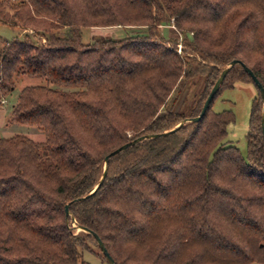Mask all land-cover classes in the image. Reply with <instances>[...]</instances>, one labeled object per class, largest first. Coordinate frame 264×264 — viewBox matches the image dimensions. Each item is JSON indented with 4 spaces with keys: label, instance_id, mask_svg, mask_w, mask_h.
<instances>
[{
    "label": "trees",
    "instance_id": "trees-1",
    "mask_svg": "<svg viewBox=\"0 0 264 264\" xmlns=\"http://www.w3.org/2000/svg\"><path fill=\"white\" fill-rule=\"evenodd\" d=\"M0 25L21 32L0 41V104L19 76L47 82L23 88L5 124L44 141L0 136V264H84L95 251L107 262L79 227L114 264H264L263 101L243 67L172 132L232 61L264 89V0H0ZM95 28L138 32L85 44ZM236 84L256 93L245 156L225 142L234 115L212 111ZM148 135L109 159L90 195L105 157Z\"/></svg>",
    "mask_w": 264,
    "mask_h": 264
},
{
    "label": "rangeland",
    "instance_id": "rangeland-1",
    "mask_svg": "<svg viewBox=\"0 0 264 264\" xmlns=\"http://www.w3.org/2000/svg\"><path fill=\"white\" fill-rule=\"evenodd\" d=\"M137 30H128L122 28H95L90 30H82V41L86 44L92 41L95 37H106L120 39L127 35L136 34ZM160 32L165 38H175L176 32L171 27H160ZM19 30L10 29L7 26L0 25V41H11L20 38ZM47 82L38 77L19 76L16 79V87L14 91L7 96L0 104V136L2 138H10L14 136H24L34 140L35 142H43L44 136L38 128L13 124L5 126L7 117L12 109L13 104L23 88L33 86H45ZM50 88L70 92L75 91V88L60 87L53 84H48ZM203 87V78H194L187 87L184 94V99L179 103L181 111L186 107L189 108L193 101V96H196ZM255 88L249 84H236L231 89L223 90L214 100L212 111L215 113L231 112L234 115V121L227 127L226 144L235 146L240 150L243 156L246 155V135L249 128V118L251 111L252 100L255 97ZM184 107V108H183ZM180 110V109H179ZM84 252V264H107L100 254ZM257 264V263H254Z\"/></svg>",
    "mask_w": 264,
    "mask_h": 264
},
{
    "label": "water",
    "instance_id": "water-1",
    "mask_svg": "<svg viewBox=\"0 0 264 264\" xmlns=\"http://www.w3.org/2000/svg\"><path fill=\"white\" fill-rule=\"evenodd\" d=\"M235 65H240V66L243 67L244 71L251 77V79L253 80L254 84L257 87V89L259 90L260 96H261L262 101H263V104H262L263 105V111H262L261 123H262V131H263V135H264V89L262 88L261 84L257 81V79L254 77V75L252 74V72L248 68H246L240 61H232L228 65L227 68H225V69L222 70L219 79L214 84V86L211 89V91H210L207 99L204 102L203 107H202V109L200 111V114L197 117H195V118L186 119V120L180 122L172 130V132L175 131V130H177L178 128H180L185 123H196V122H198V121L201 120V118L204 116L206 110L208 109L209 105L211 104L213 98L215 97L216 93L218 92L220 86L222 85V83H223V81H224L227 73ZM165 134H167V133H163V135H165ZM157 136H159V135H148V136H144V137L138 138V139L134 140L133 142H131L129 144H126V145H123L122 147L116 149L115 151H113L112 153H110L109 155H107L105 157V159H104V169H103L102 177H101L100 181L98 182L96 188L90 193V195H92L102 185V183H103V181H104V179L106 177V174H107L108 161H109V159L112 156L119 154L121 151L125 150L128 146L134 145V144L139 143V142H141L143 140H148V139L156 138ZM65 215L67 217L69 216V205H66L65 206ZM77 230H78V232L82 231L84 233H87V234L91 235L95 239V241L97 242L98 248L102 252L103 256L106 258L107 263L108 264H114V261L112 260V258L110 257V255L107 253L104 245L102 244V242L100 241V239L98 238V236L96 234H94L91 231H89V230H87L85 228H82V227L77 228Z\"/></svg>",
    "mask_w": 264,
    "mask_h": 264
},
{
    "label": "built area",
    "instance_id": "built-area-1",
    "mask_svg": "<svg viewBox=\"0 0 264 264\" xmlns=\"http://www.w3.org/2000/svg\"><path fill=\"white\" fill-rule=\"evenodd\" d=\"M10 1H16V0H10Z\"/></svg>",
    "mask_w": 264,
    "mask_h": 264
}]
</instances>
